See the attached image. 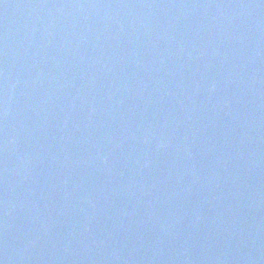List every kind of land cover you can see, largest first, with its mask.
I'll return each instance as SVG.
<instances>
[{
    "label": "water",
    "instance_id": "obj_1",
    "mask_svg": "<svg viewBox=\"0 0 264 264\" xmlns=\"http://www.w3.org/2000/svg\"><path fill=\"white\" fill-rule=\"evenodd\" d=\"M0 264H264V0H0Z\"/></svg>",
    "mask_w": 264,
    "mask_h": 264
}]
</instances>
